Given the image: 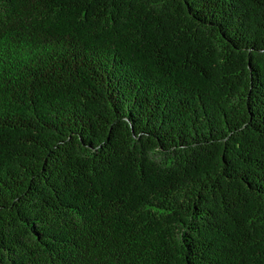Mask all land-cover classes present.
<instances>
[{"label": "trees", "instance_id": "1", "mask_svg": "<svg viewBox=\"0 0 264 264\" xmlns=\"http://www.w3.org/2000/svg\"><path fill=\"white\" fill-rule=\"evenodd\" d=\"M0 264H264V0H0Z\"/></svg>", "mask_w": 264, "mask_h": 264}]
</instances>
